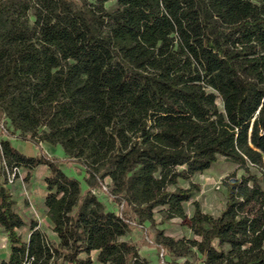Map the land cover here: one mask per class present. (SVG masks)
<instances>
[{"label":"trees","instance_id":"1","mask_svg":"<svg viewBox=\"0 0 264 264\" xmlns=\"http://www.w3.org/2000/svg\"><path fill=\"white\" fill-rule=\"evenodd\" d=\"M111 1L0 0V116L23 140L62 146L88 174L83 193L65 160L0 142L10 250L0 264H93V252L100 264H145L123 240L129 220L94 193L106 179L140 224L163 208L164 222L180 218L200 238L161 231L168 254L196 248L203 264H264V0H116L109 11ZM221 158L244 170L224 183L226 209L215 218L195 203L189 219L194 191L179 180ZM40 166L56 238L33 222L24 242L9 170Z\"/></svg>","mask_w":264,"mask_h":264},{"label":"rangeland","instance_id":"2","mask_svg":"<svg viewBox=\"0 0 264 264\" xmlns=\"http://www.w3.org/2000/svg\"><path fill=\"white\" fill-rule=\"evenodd\" d=\"M109 11L116 8V0H113L105 6ZM35 17L31 16V25H35ZM222 108L221 101H218ZM10 125V122L5 117L0 116V142L9 140L11 145L19 152L28 157L45 158L46 160H65L60 166L62 171L70 178L80 182L83 193L88 189L86 180L88 174L86 169L76 163L67 159V155L62 146L51 145L41 142L35 144V139L28 136L27 139H21ZM1 148V147H0ZM2 161L0 160V166ZM184 168H180L183 171ZM253 172L256 173L254 169ZM244 174V170L240 166L226 161L221 158L220 162L202 173H197L190 177L181 178L177 187L184 190H193L194 195L191 202L185 205V211L188 218H192L195 213V203L200 206V209L205 214H210L215 218L220 217L222 212L226 209L228 203V194L225 188V182L231 176L236 175L240 178ZM49 176V168L47 166H40L32 173L26 168H14L9 170L10 189L18 204L17 212L26 222V227L20 230L24 242H28L30 237V227L33 222H37L38 228L49 239H55L56 234L53 232V226L50 224L46 215V207L44 204L47 195L46 180ZM175 187L170 188L174 190ZM97 197L104 203L107 210L113 211L123 218L128 219L131 225L130 233L123 238L139 248L141 260L145 264H203L201 255L197 249H192V253L188 257L173 256L159 243L158 234L163 231L164 236L172 237L176 240H200L195 236L189 224L180 218L170 220H162L161 210L155 211V222L141 223L134 216L133 212L126 209L123 203L116 201L111 193V180L106 179L100 182L97 190H94ZM10 250L8 247L7 235L0 227V262L8 259ZM97 252L91 254L93 264H100L97 262ZM87 255H81V258H86ZM69 264V263H67Z\"/></svg>","mask_w":264,"mask_h":264},{"label":"flooded vegetation","instance_id":"3","mask_svg":"<svg viewBox=\"0 0 264 264\" xmlns=\"http://www.w3.org/2000/svg\"><path fill=\"white\" fill-rule=\"evenodd\" d=\"M6 260V259H5Z\"/></svg>","mask_w":264,"mask_h":264}]
</instances>
